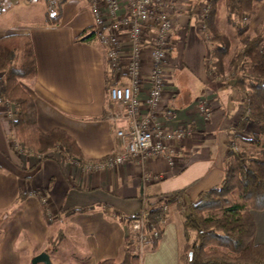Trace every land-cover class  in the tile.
I'll return each instance as SVG.
<instances>
[{
	"label": "crops",
	"instance_id": "1",
	"mask_svg": "<svg viewBox=\"0 0 264 264\" xmlns=\"http://www.w3.org/2000/svg\"><path fill=\"white\" fill-rule=\"evenodd\" d=\"M94 2L55 4L50 14H59L57 23L48 22L46 0L2 3L0 39L25 34L32 38L38 72L23 83L35 102L38 128L43 133L64 130L76 139L83 158L72 161L62 156L44 158L28 150L18 153L12 117L0 105V223L7 233L0 244V264H21L19 241L24 232L43 243L53 228L80 244L85 264L108 259L121 262L130 237L124 218L153 209L164 198L172 201L158 240L145 246L140 255L141 264H182L184 221L191 205L224 180L232 145L252 147L244 140L261 132L260 124L246 121L249 112L243 90L233 79L217 77L210 70L212 44L202 30L208 0H176L168 7L174 29L164 67L163 99L155 114L167 130L188 133L175 142L171 160L163 156L143 162L128 159L116 167L85 169L86 163L121 151L116 132L126 121L115 120L122 107L110 99L109 91L113 84L128 83L125 68L131 55L126 37L114 36L109 45L122 48V68L120 73L111 72L100 34L89 41L80 38L95 25ZM100 3L107 18V9ZM263 22L264 1L249 24L256 27ZM149 48H143L141 58L143 80L138 95L142 101L151 88ZM201 98L209 102V119L198 109ZM143 112H147L145 107ZM252 216L255 241L262 244L264 210H252Z\"/></svg>",
	"mask_w": 264,
	"mask_h": 264
},
{
	"label": "trees",
	"instance_id": "2",
	"mask_svg": "<svg viewBox=\"0 0 264 264\" xmlns=\"http://www.w3.org/2000/svg\"><path fill=\"white\" fill-rule=\"evenodd\" d=\"M3 1L0 0V10L4 7ZM46 1L48 22L57 23L59 14L52 16L50 9L55 4L61 6L64 0ZM262 1L208 0L209 8L202 26L212 44L210 70L217 77L228 75L235 81V86L245 94L249 112L246 121L261 125L260 134L244 140L252 145L261 144L264 135V22L252 27L249 21L258 13ZM222 9L234 28L233 35L220 29ZM101 29L95 24L80 38L89 41ZM234 41L240 47L226 65L225 58L231 55ZM37 72L30 35H10L0 39V73L3 74L0 98L12 104L14 134L24 142L29 152L36 155L55 159L62 156L80 161L83 153L73 136L61 129L43 133L37 126L36 105L23 83L35 78ZM241 147L232 145L223 182L203 192L185 217L184 235L188 241L185 258L182 253L185 264H264V243L255 241L256 224L252 216V210H264V151L251 153L246 146ZM171 201L168 199L169 204ZM147 210V221L160 229L165 213L163 207L156 204L155 208L148 207ZM131 243L129 237L121 262L108 259L100 264H141V257L130 254L128 250Z\"/></svg>",
	"mask_w": 264,
	"mask_h": 264
},
{
	"label": "built area",
	"instance_id": "3",
	"mask_svg": "<svg viewBox=\"0 0 264 264\" xmlns=\"http://www.w3.org/2000/svg\"><path fill=\"white\" fill-rule=\"evenodd\" d=\"M100 2H103L107 9V18L101 12ZM175 2L176 0H95L92 12L95 24L104 27L99 34L108 50V68L111 72L118 73L122 68V48L109 45L114 36L126 37L130 43L131 55L125 68L128 83L113 84L109 91L110 99L122 107V112L115 115V120L126 121V125L117 129L116 132L121 139V151L116 156L86 163L85 169L99 170L116 167L124 164L128 159L143 162L153 157L163 156L171 160L175 142L184 138L186 132L188 133L187 130H167L161 122L157 121L155 114L163 99L167 81L164 67L174 29V16L168 11V7L175 5ZM146 45L151 51L149 73L151 88L147 98L142 101L138 94L143 80L142 51ZM0 105H4L12 117L11 102L0 98ZM144 107L147 109L145 113ZM198 109L206 119L211 117V108L207 99H199ZM167 114H172L169 108ZM13 145L18 153L24 152L22 144L16 137ZM235 149L238 150V147ZM158 206L167 211L168 199H162ZM148 215V210H145L140 215L123 217L128 220L129 231L142 247L153 245L160 234L154 225L147 221Z\"/></svg>",
	"mask_w": 264,
	"mask_h": 264
},
{
	"label": "rangeland",
	"instance_id": "4",
	"mask_svg": "<svg viewBox=\"0 0 264 264\" xmlns=\"http://www.w3.org/2000/svg\"><path fill=\"white\" fill-rule=\"evenodd\" d=\"M28 3V2H26ZM55 7H53V9H50V11H54ZM221 25H220V29L223 30V32H225L226 34L229 35H233L234 32V28L232 25H230L228 23L227 17H226V11L222 9L221 11ZM260 25V24H259ZM240 46L236 45V41L233 42L232 45V53L230 56L225 58V62L226 65H228L227 63L230 60V57L232 56V54L235 53L236 50L239 49ZM225 77H229L228 75L223 76L221 78H225ZM232 79V78H230ZM2 86V85H1ZM15 137L20 141V143L22 144V147H25L24 142L21 141L16 135ZM242 143H240V148ZM242 146H246L249 147L248 145H242ZM26 148V147H25ZM27 150V149H26ZM248 150H250L251 153H257L260 151H264V135L261 137V144L259 145H252V147L250 146L248 148ZM224 179V178H223ZM223 182V180L221 181V183ZM221 183L219 185H221ZM218 185V186H219ZM240 201H242V199L239 198ZM13 211H10V213H7V215L9 216V214H12ZM10 217V216H9ZM12 218V215H11ZM154 225V224H153ZM155 227V225H154ZM155 229L160 232L159 228ZM55 228H53V233L52 235L48 238L47 242H36L29 234L28 232H24L22 234V237L20 239V254H21V264H32L31 261L33 259L34 256L40 254L41 252H48L51 255V264H85L84 262H86L87 258H84V253L80 248L79 245H77L76 240L71 239V236L68 238L66 237L67 234L63 233L62 231H57L55 230ZM62 232V233H61ZM6 231L4 226L0 223V244H2V242L7 239V235H6ZM9 236V235H8ZM134 235L131 234L130 232V237L132 240V245L129 247V252L130 254H136V255H141L144 248H146L145 246H141L138 244V240L137 238L133 237ZM187 239L184 235L183 238V247H182V253L184 255L188 254V244H187ZM72 245V246H71ZM185 260V259H184ZM39 264H45V263H39ZM182 264H185V261H182Z\"/></svg>",
	"mask_w": 264,
	"mask_h": 264
},
{
	"label": "water",
	"instance_id": "5",
	"mask_svg": "<svg viewBox=\"0 0 264 264\" xmlns=\"http://www.w3.org/2000/svg\"><path fill=\"white\" fill-rule=\"evenodd\" d=\"M32 264H39V263H45V264H51V258L50 254L48 252H41L40 254L33 257Z\"/></svg>",
	"mask_w": 264,
	"mask_h": 264
}]
</instances>
